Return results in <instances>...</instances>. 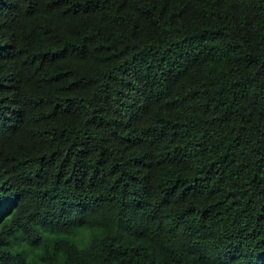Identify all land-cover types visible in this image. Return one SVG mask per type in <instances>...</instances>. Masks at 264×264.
<instances>
[{
  "label": "trees",
  "instance_id": "1",
  "mask_svg": "<svg viewBox=\"0 0 264 264\" xmlns=\"http://www.w3.org/2000/svg\"><path fill=\"white\" fill-rule=\"evenodd\" d=\"M0 264H264V0H0Z\"/></svg>",
  "mask_w": 264,
  "mask_h": 264
}]
</instances>
